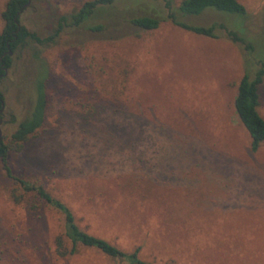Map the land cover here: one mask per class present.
Listing matches in <instances>:
<instances>
[{"label": "rangeland", "instance_id": "rangeland-1", "mask_svg": "<svg viewBox=\"0 0 264 264\" xmlns=\"http://www.w3.org/2000/svg\"><path fill=\"white\" fill-rule=\"evenodd\" d=\"M85 1L29 0L18 25L43 40ZM237 1L243 15L206 8L183 21L222 25L251 45L248 56L220 30L209 39L163 22L133 36L115 15L160 11L145 1L117 2L49 43L26 39L9 56L0 78L8 145L0 264H127L80 245L69 254L62 215L18 180L62 203L81 231L124 253L138 248L143 262L264 264V142L250 151L233 110L240 78L261 65L264 119V0ZM94 25L102 34L88 30ZM37 81L44 123L17 149L10 136Z\"/></svg>", "mask_w": 264, "mask_h": 264}, {"label": "trees", "instance_id": "trees-1", "mask_svg": "<svg viewBox=\"0 0 264 264\" xmlns=\"http://www.w3.org/2000/svg\"><path fill=\"white\" fill-rule=\"evenodd\" d=\"M120 1H130L132 3L145 1L151 5H160V11H151L152 9L149 5L150 11L148 13L136 15L126 12L115 15L116 19L124 24L126 30H134L133 36H137L140 31H153L161 23L169 22L181 30L209 39H216L218 37L215 32L216 30L223 31L228 40L239 44L242 52L246 56H248L247 53L252 52L251 45L238 37L236 33L226 31L222 25L213 24L208 27H198L191 26L183 21L186 17L199 15L206 8H212L229 14L243 15L245 13L244 7L237 0H180L176 5L174 4V0H89L83 2L69 16L59 17L53 35L43 40L37 38L33 33L27 32L23 27H17L18 16L16 15L25 2L23 0H8L0 14L3 23L0 31V78L2 77L4 69L7 70L10 66V58L7 55V51H10L12 54L26 39L35 43H49L64 27H79L93 15L97 13L104 14L106 8H110ZM88 30L96 34H102L104 26L94 25L88 27ZM257 66L258 68L252 79L244 72L237 84L233 99L234 113L250 140L249 149L251 152H255L259 145L264 142V119L257 112L259 105L258 86L262 82L263 68L261 65ZM1 108H3V97L0 93V110ZM45 111L46 98L43 92L42 82L37 81L31 110L28 116L17 124L14 132L10 136V143H13L17 146V149H20L21 145L43 125ZM7 150L8 145L4 144L0 139L1 162H5ZM18 183L24 186L25 191L33 192L39 199L62 215L63 235L72 246L69 254H73L74 247L80 245L86 248H93L110 259L123 260L127 264H150L138 259V248H135L131 253H124L107 241L81 231L76 226L70 211L62 203L47 194L42 187L32 184L27 185L21 180H18Z\"/></svg>", "mask_w": 264, "mask_h": 264}, {"label": "water", "instance_id": "water-1", "mask_svg": "<svg viewBox=\"0 0 264 264\" xmlns=\"http://www.w3.org/2000/svg\"><path fill=\"white\" fill-rule=\"evenodd\" d=\"M28 3H29V0H26L25 5H23V6L21 7V9L18 11V13H17L16 16L19 15V13L22 11V9H24V8L28 5ZM18 26H19V25H17V27H18ZM7 55L10 56V55H11V52H10V51H7ZM5 74H6V69H4L2 76H5ZM2 109H3V108H1L0 112L2 111ZM0 139H1V134H0Z\"/></svg>", "mask_w": 264, "mask_h": 264}, {"label": "flooded vegetation", "instance_id": "flooded-vegetation-1", "mask_svg": "<svg viewBox=\"0 0 264 264\" xmlns=\"http://www.w3.org/2000/svg\"><path fill=\"white\" fill-rule=\"evenodd\" d=\"M23 1L26 3V0H23ZM25 3H24L23 5H25ZM23 5H22V6H23Z\"/></svg>", "mask_w": 264, "mask_h": 264}]
</instances>
